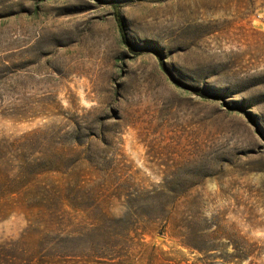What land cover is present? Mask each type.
Instances as JSON below:
<instances>
[{"label":"rangeland","instance_id":"1","mask_svg":"<svg viewBox=\"0 0 264 264\" xmlns=\"http://www.w3.org/2000/svg\"><path fill=\"white\" fill-rule=\"evenodd\" d=\"M0 264H264V0H0Z\"/></svg>","mask_w":264,"mask_h":264},{"label":"trees","instance_id":"2","mask_svg":"<svg viewBox=\"0 0 264 264\" xmlns=\"http://www.w3.org/2000/svg\"><path fill=\"white\" fill-rule=\"evenodd\" d=\"M114 18H115V21H116V24H117V28L119 30L122 42L127 47H130V49H131V45L129 44V42L127 40L126 33H125V30H124V25H123V22H122V19H121V16H120V13H119V9H118L117 5H114ZM206 97H208L210 99H213V100H220L217 95H208Z\"/></svg>","mask_w":264,"mask_h":264}]
</instances>
